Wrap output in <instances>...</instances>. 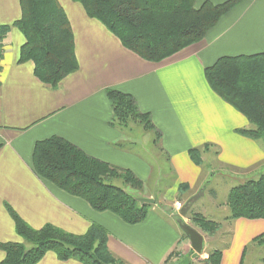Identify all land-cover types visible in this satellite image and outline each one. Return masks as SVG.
<instances>
[{
	"label": "crops",
	"instance_id": "0c3cea01",
	"mask_svg": "<svg viewBox=\"0 0 264 264\" xmlns=\"http://www.w3.org/2000/svg\"><path fill=\"white\" fill-rule=\"evenodd\" d=\"M57 1L71 25L78 63L77 70L65 76L58 87L40 82L33 74L32 62H18L24 37L16 27H11L3 40L0 243H24L15 230L9 206L35 229L51 224L83 234L91 224L102 226L108 232L109 251L122 264H179L192 249L169 216L152 208L143 221L127 224L109 211H95L84 199L68 194L34 172L33 147L38 140L60 136L88 155L128 169L142 180L149 178L150 163L131 143L130 131L109 123L112 109L105 90L114 88L131 94L139 109L150 113L161 132V146L176 171L175 183L195 186L202 173L187 152L203 145L216 148L219 162L233 171L231 177L238 183L247 180L264 166V143L237 132L250 124L210 89L204 68L221 56L264 52V0H240L200 41L160 62L146 61L124 48L78 2ZM203 1L196 0L195 6ZM208 1L219 4L226 0ZM20 14L19 0H0V25L13 23ZM223 208L227 217L229 209ZM207 217L215 219L209 214ZM226 223L229 238L222 248L214 249L221 252L219 264H245L249 245L255 250V263L260 261L263 256L258 254L259 247L256 251L259 245L253 239L264 232V219L238 218ZM202 252L200 260L212 251ZM4 257L0 249V261ZM36 264L82 263L60 260L48 251Z\"/></svg>",
	"mask_w": 264,
	"mask_h": 264
},
{
	"label": "trees",
	"instance_id": "16d2710c",
	"mask_svg": "<svg viewBox=\"0 0 264 264\" xmlns=\"http://www.w3.org/2000/svg\"><path fill=\"white\" fill-rule=\"evenodd\" d=\"M74 1L81 4L89 17L103 24L124 48L146 61L160 62L200 41L240 0L219 4L205 0L198 7L196 0ZM19 6L20 17L11 24L0 25V58L3 40L10 28L16 27L24 37L18 62H32L34 76L56 88L78 68L69 20L57 0H19ZM204 77L217 96L247 119L250 127L237 132L264 143V52L221 56L204 68ZM105 95L112 109L111 125L123 128L137 122L154 132L157 142L161 139L150 113L141 111L131 94L108 88ZM200 150H189L190 158L198 164ZM32 167L39 177L84 199L95 211H109L127 224L143 221L149 212L150 204L139 203L136 197L111 183L120 178L140 187L142 183L132 171L88 155L60 136L35 142ZM210 192L215 196L213 190ZM225 204L229 209L225 220L264 219V171L255 179L231 187ZM7 210L24 243H0L5 253L0 264H36L48 251L60 260L76 259L82 264H122L107 247V230L98 224H91L83 234L51 224L35 229L9 206ZM190 221L192 227L207 235L214 234L219 227V223L199 214L191 213ZM253 242L264 248V232ZM191 254L192 251L179 263L193 264L197 259L202 264H219L221 256L219 250H213L203 260L199 256L191 259ZM261 262L264 264V257Z\"/></svg>",
	"mask_w": 264,
	"mask_h": 264
},
{
	"label": "rangeland",
	"instance_id": "374dc122",
	"mask_svg": "<svg viewBox=\"0 0 264 264\" xmlns=\"http://www.w3.org/2000/svg\"><path fill=\"white\" fill-rule=\"evenodd\" d=\"M122 129H124L125 132L130 131L129 135L131 143H135L140 152L146 157L151 166V173L149 178L145 180L139 178L142 183L140 187H134L131 184H126L120 178L111 180V183L123 188L126 192L130 193L136 198L153 199L155 203L150 204L149 210L156 208L157 211L169 216L176 226H178L177 220L181 218L179 215V210L182 205L190 197L195 195L198 189L204 185L200 189V192L202 191L203 195L199 196L197 201L191 206L190 210L183 217V221L190 226H193L190 221L191 213L199 214L206 218H208V214L211 217L213 216L216 220L211 218L208 219L219 223V227L214 232V234L207 235L203 234L197 229L196 230L199 231L205 239L202 251H213L218 246V248H222L223 244L227 242L230 235L227 234L230 229L229 226H227V220H225L224 217L226 212L223 213V207L228 209L225 204L226 196L230 188L239 184V181L231 177V174L233 173L231 169L224 168L223 164L219 162V155L216 148L210 145L206 147H204V145L201 147H192L201 149L199 155V164L193 162V160L190 158L189 150L191 148L188 149L187 153L191 162L199 169L200 173H202L195 186L192 187V185L187 182L178 181V183H175L177 180L176 171L171 166L168 153L161 146V140L158 142L156 141L157 139L155 138L156 135L154 132L146 130L140 123L137 122L129 123ZM226 169L228 171H226ZM263 171L264 166L260 168L258 173L253 172L247 178L255 179ZM213 189L216 191L215 196H213L210 192ZM26 246L28 247L27 244ZM258 247L261 252L258 254H260L261 257H264V248L262 246H255L256 251L259 250ZM253 254L255 255V250L249 245L246 253L245 264L255 263L253 260ZM178 258H181L179 254ZM260 261L255 264H259ZM198 263L202 264V262L197 259H195L193 262V264ZM261 264H263V262H261Z\"/></svg>",
	"mask_w": 264,
	"mask_h": 264
},
{
	"label": "water",
	"instance_id": "95a60500",
	"mask_svg": "<svg viewBox=\"0 0 264 264\" xmlns=\"http://www.w3.org/2000/svg\"><path fill=\"white\" fill-rule=\"evenodd\" d=\"M203 192H198L192 197H190L180 208L179 215L181 218L177 220V225L186 235L187 239L190 242L192 254L191 259H195L199 256L203 249L204 238L195 228L183 221V217L190 210L191 206L197 201L199 196H202ZM139 203L154 204L155 201L151 198H136ZM180 264V263H179Z\"/></svg>",
	"mask_w": 264,
	"mask_h": 264
}]
</instances>
